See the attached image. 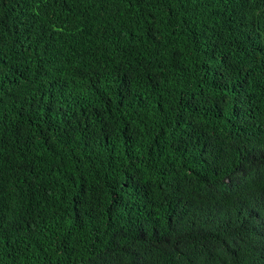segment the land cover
Listing matches in <instances>:
<instances>
[{
  "label": "trees",
  "instance_id": "trees-1",
  "mask_svg": "<svg viewBox=\"0 0 264 264\" xmlns=\"http://www.w3.org/2000/svg\"><path fill=\"white\" fill-rule=\"evenodd\" d=\"M0 264H264V0H0Z\"/></svg>",
  "mask_w": 264,
  "mask_h": 264
}]
</instances>
